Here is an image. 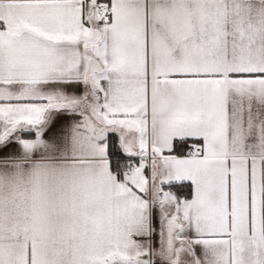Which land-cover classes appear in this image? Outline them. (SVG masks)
<instances>
[{
    "label": "snow or ice",
    "instance_id": "snow-or-ice-1",
    "mask_svg": "<svg viewBox=\"0 0 264 264\" xmlns=\"http://www.w3.org/2000/svg\"><path fill=\"white\" fill-rule=\"evenodd\" d=\"M0 264H264V0H0Z\"/></svg>",
    "mask_w": 264,
    "mask_h": 264
}]
</instances>
